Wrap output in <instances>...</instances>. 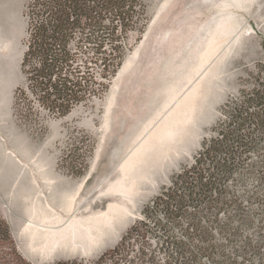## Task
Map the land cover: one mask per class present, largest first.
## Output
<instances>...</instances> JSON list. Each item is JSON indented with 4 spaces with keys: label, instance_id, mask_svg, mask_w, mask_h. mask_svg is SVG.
I'll list each match as a JSON object with an SVG mask.
<instances>
[{
    "label": "rangeland",
    "instance_id": "obj_1",
    "mask_svg": "<svg viewBox=\"0 0 264 264\" xmlns=\"http://www.w3.org/2000/svg\"><path fill=\"white\" fill-rule=\"evenodd\" d=\"M27 1L0 0V216L35 264L91 261L194 160L223 103L264 59V0H144L108 88L66 116L33 122L14 104L25 79ZM170 91L171 138L125 170ZM74 218L83 225L54 242L50 231ZM87 221L96 224L90 234Z\"/></svg>",
    "mask_w": 264,
    "mask_h": 264
},
{
    "label": "trees",
    "instance_id": "obj_2",
    "mask_svg": "<svg viewBox=\"0 0 264 264\" xmlns=\"http://www.w3.org/2000/svg\"><path fill=\"white\" fill-rule=\"evenodd\" d=\"M144 13V0H28L18 115L66 116L107 89ZM255 68L223 103L194 160L116 246L91 261L54 264H264V59ZM0 264H35L1 216Z\"/></svg>",
    "mask_w": 264,
    "mask_h": 264
},
{
    "label": "bare ground",
    "instance_id": "obj_3",
    "mask_svg": "<svg viewBox=\"0 0 264 264\" xmlns=\"http://www.w3.org/2000/svg\"><path fill=\"white\" fill-rule=\"evenodd\" d=\"M212 49H215L216 50V47H213ZM214 50V51H215ZM210 52H212V50L210 49ZM206 59V58H205ZM127 64H128V62L125 64V66H124V68H123V70H125L126 69V67H127ZM123 70H122V72H123ZM121 72V73H122ZM177 96V94H174V98ZM169 98H170V100L169 101H167V103L164 105V106H162V108L161 109H159V110H157V111H155V116L154 117H152L150 120V122L148 123V127H151V130L145 135V136H143V138H142V140H141V142H139V144H138V146H137V148L135 149V151H134V153L133 154H131V157L130 158H128L127 160H128V163L127 164H125L124 165V169L126 170V169H128V168H130L135 162H137L138 160H140L142 157H144L145 155H148L147 154V150H150V149H152V148H155L154 146H156V145H159V144H163V143H165L167 140H169L170 138H171V91H170V94H169ZM182 100H183V98H182ZM182 102V101H181ZM180 102V103H181ZM179 103V104H180ZM147 131V130H146ZM150 154V153H149ZM146 157H148V156H146ZM121 187V186H120ZM60 217H61V215H60ZM75 217V216H74ZM63 218V217H62ZM72 218V217H71ZM77 218V217H76ZM76 218H74V219H72L71 221H70V225L69 226H66V227H64V228H54V227H52V226H50L51 227V229L52 228H54V229H52L51 231H50V233L51 234H53V236H54V239H55V241H54V239H53V237H50V238H52L51 240L52 241H54V242H56V243H58V241H59V239L62 237V239H63V237L64 236H67L68 235V233H69V231H71V232H73V231H76L77 229V225H83L82 224V220L81 219H76ZM92 218V217H91ZM95 219V218H94ZM97 219V218H96ZM108 219H109V217H108ZM87 220H89V219H87ZM91 220V219H90ZM89 220V221H90ZM49 221V220H48ZM60 221V220H59ZM83 221L85 222V220L83 219ZM89 221H87L88 222V224L89 225H87L86 224V230H87V233L88 234H90V230H93V229H95V227L93 228V226H95L96 224H94V225H92V224H90L89 223ZM47 222V221H46ZM56 222V221H55ZM94 222H95V220H94ZM86 223V222H85ZM93 223V222H92ZM96 223V222H95ZM55 224V223H54ZM65 226V225H64ZM49 227V228H50ZM91 227L93 228V229H91ZM84 228V227H83ZM37 229V228H36ZM71 229V230H70ZM76 229V230H75ZM50 230V229H49ZM49 230H48V232H49ZM85 230V231H86ZM78 231V230H77ZM43 232V231H42ZM41 232V233H42ZM46 233H47V231H46ZM74 233V232H73ZM78 233V232H77ZM76 234V233H75ZM43 235H45V233L43 234ZM43 235H42V237H43ZM50 235V234H49ZM73 235V234H72ZM93 235V234H92ZM46 236L47 235H45L44 237L46 238ZM49 237V236H48ZM75 237V236H74ZM94 237V236H93ZM44 238V239H45ZM49 238V239H50ZM65 238V237H64ZM67 238V237H66ZM65 238V239H66ZM48 239V238H47ZM65 239H63V241L65 240ZM93 239V238H92ZM69 240V239H68ZM62 240H60V242H61ZM53 242V243H54ZM52 243V244H53ZM56 243H54V244H56ZM60 244V243H59ZM57 245V244H56ZM54 246V245H53ZM55 247V246H54ZM77 247V246H76ZM53 248V247H52ZM45 251V250H44ZM55 252V251H54Z\"/></svg>",
    "mask_w": 264,
    "mask_h": 264
}]
</instances>
